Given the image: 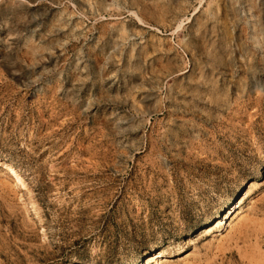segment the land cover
I'll use <instances>...</instances> for the list:
<instances>
[{
    "label": "rangeland",
    "instance_id": "rangeland-1",
    "mask_svg": "<svg viewBox=\"0 0 264 264\" xmlns=\"http://www.w3.org/2000/svg\"><path fill=\"white\" fill-rule=\"evenodd\" d=\"M0 264H264V0H0Z\"/></svg>",
    "mask_w": 264,
    "mask_h": 264
},
{
    "label": "bare ground",
    "instance_id": "bare-ground-1",
    "mask_svg": "<svg viewBox=\"0 0 264 264\" xmlns=\"http://www.w3.org/2000/svg\"><path fill=\"white\" fill-rule=\"evenodd\" d=\"M8 166V165H7ZM8 168L12 171V172H14V169L12 168V167H10V166H8ZM18 177V176H17Z\"/></svg>",
    "mask_w": 264,
    "mask_h": 264
}]
</instances>
